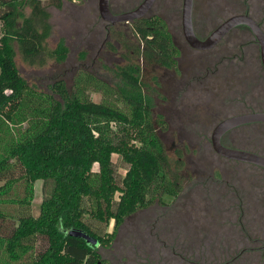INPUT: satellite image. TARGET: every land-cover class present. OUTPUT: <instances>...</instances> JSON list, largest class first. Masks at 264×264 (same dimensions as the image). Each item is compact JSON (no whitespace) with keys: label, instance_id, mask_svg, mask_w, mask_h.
<instances>
[{"label":"rangeland","instance_id":"1","mask_svg":"<svg viewBox=\"0 0 264 264\" xmlns=\"http://www.w3.org/2000/svg\"><path fill=\"white\" fill-rule=\"evenodd\" d=\"M141 1L110 0V9L113 13H121L133 9ZM23 2L26 3L21 11L29 15L32 0ZM39 2L50 14L51 33L46 45L54 48L59 39H64L69 53L63 63L49 60L43 66L29 65L21 59L14 43L15 63L28 86L50 92L49 84L61 79L69 91L82 87L93 100L128 111L113 89L117 79L111 69L128 62L139 63L143 80H148L150 86H154L149 80L151 77L158 80L156 90L159 96H154L152 113L157 124L155 132L171 165L174 166V160L178 158L183 162L175 175L184 189L182 198L162 194L127 216L118 226L113 247L103 252L106 260L112 264H182L175 263L170 248L163 246V243L175 245V235L179 234L189 239L185 243L190 261L220 264L232 258V264H260L264 242V168L232 159L227 162V158L213 150L212 129H208L209 125L232 113L249 107L264 109V67L251 30L239 25L226 33L212 50L195 49L188 45L182 34V0H156L146 17L157 15L162 18L168 32L181 47L179 62L183 76L180 77L175 76L173 70L166 71L155 64L145 68L139 54L143 41L135 33L133 21L107 23L99 14L98 0ZM237 13H248L264 32V0H193L194 31L199 38H205L224 19ZM18 22H21L20 18ZM3 34L4 26L0 20V44ZM207 63L212 68L216 65L218 72L214 76H205ZM225 101L227 103L222 107ZM181 119L192 121H187L188 126L204 128L192 133L177 132L176 128L182 125ZM26 126L27 121L9 123L6 135L0 132L3 138L0 146L14 140ZM237 137L233 148L264 155V129L259 127L258 133L251 131L250 138L241 134ZM198 155L201 160L196 159ZM113 161L119 181L127 165L117 155H113ZM10 162L6 177L14 182L10 193L1 196L8 201L0 203V236L16 224L19 215H36L43 197V181L37 178L33 183L34 195L30 205L17 203L24 197L26 185L20 177L19 165L14 160ZM200 162L206 164L204 170L198 169ZM194 169L200 172H192ZM215 170L223 174V179L233 183L228 185L219 179H206L203 186L197 183L200 177L210 176L212 179ZM196 204L210 210H201L205 208L196 207ZM101 225L104 232H112L115 228L113 220ZM247 235L256 241L248 244ZM135 244L140 246L139 249L134 247ZM245 246L254 249L240 251ZM134 249L138 254L135 257Z\"/></svg>","mask_w":264,"mask_h":264},{"label":"trees","instance_id":"2","mask_svg":"<svg viewBox=\"0 0 264 264\" xmlns=\"http://www.w3.org/2000/svg\"><path fill=\"white\" fill-rule=\"evenodd\" d=\"M24 3L0 0L4 26L0 44L1 135H6L9 123L27 121L14 140L0 146V203L8 201L1 196L10 193L14 182L6 177L11 160L19 165L26 185L24 197L17 203L30 205L37 178L43 181V197L36 215H19L16 224L0 236V264H112L103 252L113 247L118 226L127 216L162 194L180 199L184 195L175 177L183 162L178 158L171 165L155 132L152 113L154 96H159L158 80L155 76L149 79L154 86L143 80L139 63L111 69L117 79L113 89L128 111L93 100L82 87L69 91L61 79L49 84L50 92L31 88L17 69L14 43L21 59L37 66L49 60L63 63L69 48L64 39L49 48L45 43L51 33L49 12L39 0H32L30 14L24 15ZM132 25L143 41L139 54L145 68L152 64L177 68L180 50L162 18L151 15ZM113 155L127 165L119 181ZM199 167L204 170L206 164L200 162ZM198 169L192 172H200ZM211 175L212 179L199 176L197 183L203 186L206 179L216 181L221 172L215 170ZM203 207L200 209L209 211L211 204L210 209ZM110 220L115 228L104 232L101 224ZM71 230H80L95 242L70 235ZM175 236V245L163 243L170 248L173 261L199 264L188 259L185 242L189 239ZM133 251L134 257L138 255Z\"/></svg>","mask_w":264,"mask_h":264},{"label":"water","instance_id":"3","mask_svg":"<svg viewBox=\"0 0 264 264\" xmlns=\"http://www.w3.org/2000/svg\"><path fill=\"white\" fill-rule=\"evenodd\" d=\"M156 0H142L136 7L121 13H113L110 9V0H98V10L101 18L109 24L120 22H132L146 15L152 9ZM247 26L254 35L260 48V58L264 67V32L258 22L248 13L233 14L217 25L208 36L199 38L193 28V0H182L181 28L182 34L188 45L195 49L208 50L218 44L231 29L239 26ZM264 121V111L250 112L229 116L221 120L212 130L210 141L213 150L227 159L238 160L255 164L264 168V155L252 151L227 147L221 143L222 135L231 128L250 123ZM70 235L79 236L89 242H95L92 238L80 230H71ZM263 256L260 264H264V242L262 245Z\"/></svg>","mask_w":264,"mask_h":264},{"label":"flooded vegetation","instance_id":"4","mask_svg":"<svg viewBox=\"0 0 264 264\" xmlns=\"http://www.w3.org/2000/svg\"><path fill=\"white\" fill-rule=\"evenodd\" d=\"M241 27H244V28H248L247 26H241ZM171 34V33H170ZM173 34H171V36H172ZM172 39H173V41L175 42V44H177L176 43V41H175V38H174V35L172 36ZM178 45V44H177ZM217 46V45H216ZM215 46V47H216ZM215 47H213V48H215ZM178 48H179V50H180V55H182V50H181V47L178 45ZM212 48V49H213ZM212 49H210V50H212ZM180 55L178 56V58H177V60H178V63H177V68L176 69H167V68H165V67H160L159 66V68H162V69H164V70H166V71H171V70H173V73L175 74V76H180V77H182L183 76V73H182V69H181V67H180V62H179V58H180ZM214 66V65H213ZM207 68H205V76H208V77H211L212 75L214 76L215 74H216V72H218V70L217 69H215V67H216V65L212 68L211 66H210V63H207V66H206ZM215 70H217V71H215ZM192 72H194V71H190V73H192ZM190 75V74H189ZM210 80V79H209ZM224 81V80H223ZM222 81V82H223ZM213 82H215L214 80H213ZM189 83V82H188ZM225 86V85H224ZM159 87V86H158ZM227 103V101H225L224 103H223V106L222 107H224L225 106V104ZM230 104H232V103H230ZM257 111H264V109H255V108H252V107H249L248 109H246V110H244V111H241V112H237V113H232V114H230V115H228V116H225V117H223L222 119H220L219 121L217 120V121H215L214 123H212L211 125H209V128L208 129H214V127L221 121V120H223L224 118H227V117H229V116H233V115H238V114H244V113H250V112H257ZM160 114H162V113H160ZM163 115V114H162ZM187 121L188 122H192V121H190V120H183V119H181V126L180 127H178V128H176V130L175 131H177V132H186V133H192V132H194L193 130H196V129H201V128H204L203 126H201V127H194V126H188L187 125ZM199 122H195L194 124H198ZM259 127H260V129H264V121H260V122H250V123H245V124H242V125H239V126H236V127H234V128H231V129H229L228 131H226L223 135H222V137H221V143L223 144V145H225V146H227V147H234V146H236L235 144H234V142H235V140L238 138L237 137V135L238 134H241V135H244V136H246L247 138H250V132L252 131V132H255V133H258L259 132ZM169 129H170V127H168ZM255 128V129H254ZM212 130H211V132H212ZM198 131V130H197ZM245 138V137H244ZM239 139H240V137H239ZM227 162L228 161H231V159H227L226 160ZM238 162V161H237ZM241 162V161H240ZM242 163V162H241ZM222 175L223 174H221V177L219 178V180H222V181H224V182H226V184H231V183H233V182H231L230 180H225V179H223L222 178ZM210 177V176H209ZM228 184V185H229ZM235 187V186H234ZM247 241H248V244H250L251 245V243H254L255 241H256V239H252L250 236H248L247 235ZM254 248L253 247H243L240 251H242V252H247V251H252ZM238 254H239V252H238ZM240 256H242V255H240ZM234 258V257H233ZM251 258V257H250ZM220 264H232V258L231 259H229V260H227V261H224V262H222V263H220Z\"/></svg>","mask_w":264,"mask_h":264}]
</instances>
